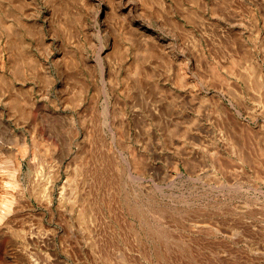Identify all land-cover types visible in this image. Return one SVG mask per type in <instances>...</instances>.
Masks as SVG:
<instances>
[{
    "label": "rangeland",
    "instance_id": "374dc122",
    "mask_svg": "<svg viewBox=\"0 0 264 264\" xmlns=\"http://www.w3.org/2000/svg\"><path fill=\"white\" fill-rule=\"evenodd\" d=\"M0 264H264V0H0Z\"/></svg>",
    "mask_w": 264,
    "mask_h": 264
}]
</instances>
